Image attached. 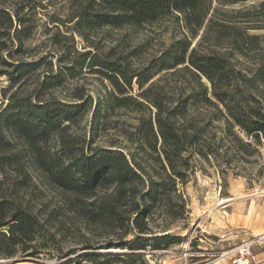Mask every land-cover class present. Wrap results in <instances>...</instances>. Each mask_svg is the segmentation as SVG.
Wrapping results in <instances>:
<instances>
[{
	"label": "trees",
	"instance_id": "1",
	"mask_svg": "<svg viewBox=\"0 0 264 264\" xmlns=\"http://www.w3.org/2000/svg\"><path fill=\"white\" fill-rule=\"evenodd\" d=\"M238 1L243 0H216L214 6L213 0H70L65 20L72 21V30L86 40L95 28L139 27L167 16L179 19L186 33L140 67H133L123 57L111 58V47L104 56L91 49L81 51L79 58L74 57L70 64L59 62L53 70L46 55L33 61L23 57V42L33 29L30 14L39 3L0 0V50L15 40L14 53L20 56L13 62L2 59L10 68L0 70V74L10 76L7 87L18 81L21 83L17 87H21L44 62L47 68L32 90L16 88L7 92V87L2 88L0 257L18 251L31 255L54 240L62 226L59 218L64 206L116 230V245L126 249L123 254L90 251L84 258L93 264H145L142 250L148 242L153 248H165L180 240L169 233L147 234L152 232L147 218L158 198L170 197L165 191L167 179L172 181L174 196L180 195L176 181H183L181 166L188 157L185 151L198 142L196 126L187 122L189 106L199 101L215 107L228 131L238 125L257 140L260 134L264 136V110L242 108L243 103L231 92L232 87L248 80L245 71L235 69L231 55L243 53L246 36L252 37L246 33L247 26L239 23L241 12L223 9ZM197 36L198 41L191 45V39ZM53 39L57 40V33ZM203 41L211 44L204 48ZM222 44L229 48L230 55L216 49ZM86 61L110 83L103 96L98 95L91 126L96 128L114 107L147 108V115H139L135 128L137 147L146 155L138 156L137 149L127 147L126 151L115 144L91 146L85 135L71 129L88 101L83 93L75 95L83 99L79 102L63 100L50 94V89L74 75L76 66ZM170 69L184 71L189 87L177 91L153 79L158 72ZM258 80L264 82V62L258 68ZM133 82L138 88L136 95L131 93ZM150 158L158 162V168ZM38 180L44 187L58 189L61 201L50 204ZM163 211L172 217L182 214L171 205Z\"/></svg>",
	"mask_w": 264,
	"mask_h": 264
},
{
	"label": "rangeland",
	"instance_id": "2",
	"mask_svg": "<svg viewBox=\"0 0 264 264\" xmlns=\"http://www.w3.org/2000/svg\"><path fill=\"white\" fill-rule=\"evenodd\" d=\"M35 1L39 5L30 14L33 29L23 42V57L33 61L46 55L53 70L59 62L70 64L74 57L79 58L81 51L91 49L92 53L104 56L111 47V58L123 57L133 67H140L186 33L179 19L167 16L139 27L95 28L89 40H86L72 30V21L65 20L70 0ZM262 1L243 0L223 6V9L241 12L239 23L247 26L246 33L252 36H246L243 53L231 55L235 69L245 71L248 79L240 87L231 89L245 109L252 106L264 110V82L258 80V68L264 62ZM213 5H217L216 0H213ZM55 33L57 40L53 39ZM197 39L198 36L191 39V45ZM16 44L17 41L13 40L8 43L7 49L0 50V70L10 69L2 59L13 62L20 57L14 53ZM210 44V41H203L201 46L205 48ZM216 49L230 55L229 48L223 44ZM60 57L62 60H59ZM93 68L86 61L76 66L74 75L67 76L61 85L50 89V94L63 100L88 101L85 111L71 129L78 135H85L91 146L115 144L124 149H137L138 156L146 155L137 147L139 142L135 128L139 115H147V108L114 107L98 122L96 128L91 126V112L98 95L110 88L108 80ZM45 69L44 62L21 87H17L21 83L19 81L7 87L10 76L0 74V101L5 100L2 97L3 87L8 88L7 92L16 88L32 90ZM172 70H162L153 79L177 91L179 87H189L187 74ZM202 81L209 85L205 77H202ZM137 92V85L133 82L131 93L136 95ZM78 93H83V99L75 96ZM186 115L187 122L196 126L198 142L185 151L188 157L181 166L185 173L183 181H176V192L180 195L174 196L172 181L167 179L168 188L165 191L170 197L158 198L147 218L152 231L147 234L169 233L180 237V240L165 248H153L148 242L142 250L145 264H233L241 255L252 259L251 264H264V136L260 134L257 140L254 134L247 133L238 125L228 131L222 114L215 107L199 101L189 106ZM217 116L220 117L217 119ZM151 160L158 168V162ZM182 160L179 162L182 163ZM38 183L42 186L39 180ZM42 188L43 197L50 204L61 201L62 194L58 189ZM168 205L175 211L181 210L182 214L178 217L166 214L163 209ZM64 208L67 209L66 206ZM66 209L60 214L59 223L62 226L54 234V240L37 248L31 255L18 251L13 256L0 257L5 259L0 264H93L84 258L90 251L113 254L126 251L116 245L119 241L116 230L94 223L77 211L78 214Z\"/></svg>",
	"mask_w": 264,
	"mask_h": 264
},
{
	"label": "built area",
	"instance_id": "3",
	"mask_svg": "<svg viewBox=\"0 0 264 264\" xmlns=\"http://www.w3.org/2000/svg\"><path fill=\"white\" fill-rule=\"evenodd\" d=\"M252 259L247 256L241 255L233 261V264H251Z\"/></svg>",
	"mask_w": 264,
	"mask_h": 264
},
{
	"label": "water",
	"instance_id": "4",
	"mask_svg": "<svg viewBox=\"0 0 264 264\" xmlns=\"http://www.w3.org/2000/svg\"><path fill=\"white\" fill-rule=\"evenodd\" d=\"M5 259H0V262L4 261Z\"/></svg>",
	"mask_w": 264,
	"mask_h": 264
}]
</instances>
